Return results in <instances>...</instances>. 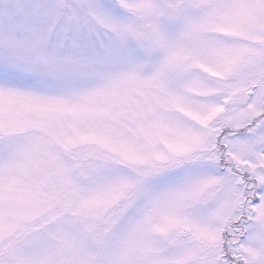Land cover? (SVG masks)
I'll use <instances>...</instances> for the list:
<instances>
[{"label": "snow or ice", "instance_id": "obj_1", "mask_svg": "<svg viewBox=\"0 0 264 264\" xmlns=\"http://www.w3.org/2000/svg\"><path fill=\"white\" fill-rule=\"evenodd\" d=\"M0 264H264V0H0Z\"/></svg>", "mask_w": 264, "mask_h": 264}]
</instances>
